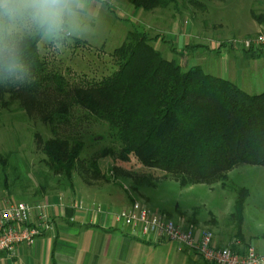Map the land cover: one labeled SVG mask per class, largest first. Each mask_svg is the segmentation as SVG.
<instances>
[{
    "label": "rangeland",
    "instance_id": "374dc122",
    "mask_svg": "<svg viewBox=\"0 0 264 264\" xmlns=\"http://www.w3.org/2000/svg\"><path fill=\"white\" fill-rule=\"evenodd\" d=\"M251 8L261 14L264 0L253 5L251 0H175L151 10L135 8L128 0H91L74 34L41 38L38 48L49 68L70 82L87 80L86 75L100 79L115 69L111 53L136 28L153 37L151 45L183 70L199 66L233 82V67L239 65L233 54L241 52L233 39L243 38L237 36L235 20ZM242 78L250 83V94L264 92L261 75L247 72ZM8 100L7 95L0 100V203L77 195L97 208L109 204L117 211L140 204L185 227L211 230L220 245L239 247L244 241L264 246V166L238 164L222 178L183 181L133 155L123 158L107 124L81 109H71L68 123L52 125L37 109L29 113ZM54 136L83 142L70 177L46 163L42 141ZM238 197L244 199L241 223L235 217ZM144 248L139 264H206L193 251H177L173 243Z\"/></svg>",
    "mask_w": 264,
    "mask_h": 264
},
{
    "label": "trees",
    "instance_id": "16d2710c",
    "mask_svg": "<svg viewBox=\"0 0 264 264\" xmlns=\"http://www.w3.org/2000/svg\"><path fill=\"white\" fill-rule=\"evenodd\" d=\"M128 1L151 10L175 0ZM252 17L259 23L264 20L262 14L253 12ZM40 39L26 41L29 82L0 84V100L7 95V104L16 100L29 113L37 109L52 125L68 123L71 109H81L107 124L123 158L133 155L143 165L183 181L222 178L238 164L264 166V92L247 93L199 66L183 70L151 45L153 37L136 28L111 53L115 69L110 74L70 82L49 68L38 48ZM42 145L48 167L70 177L82 140L54 136ZM243 202L238 197L235 203L239 223Z\"/></svg>",
    "mask_w": 264,
    "mask_h": 264
},
{
    "label": "crops",
    "instance_id": "0c3cea01",
    "mask_svg": "<svg viewBox=\"0 0 264 264\" xmlns=\"http://www.w3.org/2000/svg\"><path fill=\"white\" fill-rule=\"evenodd\" d=\"M260 11L264 15V8ZM252 13L251 8L246 17L240 16L235 20L237 36H249V33L264 29V20L257 22ZM238 49L241 52L233 54L239 64L238 68L233 67V82L249 93L250 83L242 76L248 72L264 79V47L258 52ZM43 202L52 217L53 231L38 237L34 245H18L15 256L0 253V264H139L144 247L169 243L166 240L149 243L132 234L115 219L114 213L118 208L109 204L97 210V204L77 195L45 198ZM87 202L90 205L86 206ZM214 242L220 244L215 238ZM239 243L243 250L253 246L258 254L264 255V246L244 241L243 245ZM176 250L183 251L177 247Z\"/></svg>",
    "mask_w": 264,
    "mask_h": 264
},
{
    "label": "built area",
    "instance_id": "2783aa9c",
    "mask_svg": "<svg viewBox=\"0 0 264 264\" xmlns=\"http://www.w3.org/2000/svg\"><path fill=\"white\" fill-rule=\"evenodd\" d=\"M233 45L242 50L264 47V31L235 38ZM114 217L143 241L158 243L166 240L179 250L193 251L207 264H264V255L258 254L253 246L238 252L231 245H218L211 230L185 227L179 220L155 213L140 204L117 211ZM53 229V220L44 202L0 203V253L15 256L18 245H34L38 237Z\"/></svg>",
    "mask_w": 264,
    "mask_h": 264
},
{
    "label": "clouds",
    "instance_id": "9594fccd",
    "mask_svg": "<svg viewBox=\"0 0 264 264\" xmlns=\"http://www.w3.org/2000/svg\"><path fill=\"white\" fill-rule=\"evenodd\" d=\"M91 0H0V84L27 83L26 41L74 34Z\"/></svg>",
    "mask_w": 264,
    "mask_h": 264
}]
</instances>
